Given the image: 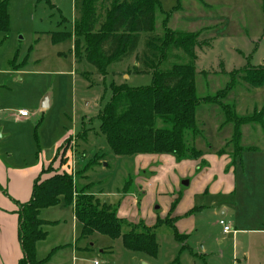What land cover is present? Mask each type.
Wrapping results in <instances>:
<instances>
[{"label":"rangeland","instance_id":"rangeland-1","mask_svg":"<svg viewBox=\"0 0 264 264\" xmlns=\"http://www.w3.org/2000/svg\"><path fill=\"white\" fill-rule=\"evenodd\" d=\"M8 1V26L0 29V130L13 138L2 143L4 158L6 150L13 153L12 163L35 162L40 152L51 156L64 139L54 167L59 164V171L73 177L75 191L84 189L112 206L127 222L123 234L140 224L152 227L170 215L184 214L193 205L202 207L184 217H190L192 224L187 234L178 231L182 238H176L167 225L156 228V258L128 250L122 238L96 233L76 242L80 225L73 220L72 210L62 214L59 207L47 208L42 216H53L50 219L60 224L43 227L49 237L39 243L38 258L67 245L65 252L50 259L52 264H226L234 258L239 264H264V232H260L264 231V87L254 88L243 80L244 68L264 65V0H159L169 15L170 29L200 33L195 65L199 98L224 92L231 85L221 98L222 105L200 102L196 109L199 135L193 140L187 133L189 145L205 156L233 144L235 123L227 119L223 105L235 106L238 116L252 120L240 127L241 144L257 150L242 153L248 179L243 172L237 178L236 213L243 223L235 222L236 234L223 233L220 220H227L222 215L226 208L218 211L220 204L228 206L233 198L201 192L207 170L196 164L198 159L179 160L168 154L119 157L108 147L99 114L110 101L111 84L147 87L153 76L126 74L136 65L135 56L108 65L105 75H100L84 54L78 57L77 34L71 40L55 41L63 33H73L83 0ZM101 1L103 19L111 0ZM164 18L156 14L155 34H163ZM83 44L82 39L80 51ZM142 49L143 41L137 52ZM15 59L17 65L24 64L15 68ZM45 98L48 108H42ZM21 109L29 117L17 123L13 116ZM234 150L241 155V149ZM68 161L74 173L66 170ZM86 165L90 167L85 172ZM186 181L188 185L183 184ZM234 207H228V216ZM203 247L208 256H201Z\"/></svg>","mask_w":264,"mask_h":264},{"label":"trees","instance_id":"trees-1","mask_svg":"<svg viewBox=\"0 0 264 264\" xmlns=\"http://www.w3.org/2000/svg\"><path fill=\"white\" fill-rule=\"evenodd\" d=\"M101 4V0H83L82 14L73 33H63L55 41L71 40L77 34L74 45L78 57L84 54L100 75H105L108 65L135 56L136 65L126 74L153 76L152 84L147 87L111 84L110 101L99 114L100 131L108 147L119 157L168 154L179 160L186 157L200 159L202 153L189 145L187 137V133H191L194 140L199 135L196 109L201 101L222 105V96L231 89L230 85L224 92L202 99L197 95L195 65L198 60L196 48L202 44L198 39L200 33L170 29L167 26L169 15L163 12L159 0H111L104 9L103 19L100 17ZM8 5V0H0V29H7ZM157 13L165 17L162 35L155 34ZM82 39L85 46L80 51ZM141 41L143 49L137 52ZM12 65L15 68L21 66L16 64V59ZM243 71L246 83L254 88L264 87V65L247 66ZM223 107L227 119L235 123L231 143L240 150V127L252 120L238 116L235 106ZM56 159L50 163L48 171L42 170L35 180L30 200L18 204V237L22 251L18 264H48L58 250L67 247L58 246L45 258L37 257V244L48 237L43 227L58 223L41 219L40 212L61 203L73 207L80 225L76 242L96 233L112 239L122 238L128 250L156 258L159 251L157 227L167 225L176 238H182L175 226L178 217L171 215L158 220L155 226L140 224L123 234L122 226L127 222L112 206L102 203L88 191H75L73 177L59 171V164L54 167ZM89 167L86 165L84 171ZM45 173L48 176L44 177ZM0 190L6 194L1 186Z\"/></svg>","mask_w":264,"mask_h":264},{"label":"crops","instance_id":"crops-1","mask_svg":"<svg viewBox=\"0 0 264 264\" xmlns=\"http://www.w3.org/2000/svg\"><path fill=\"white\" fill-rule=\"evenodd\" d=\"M136 64V63H135ZM23 110V109H21ZM19 110V111H21ZM19 111L16 113L15 116H13V119L17 123H21L22 121L27 120L28 117H21L19 115ZM3 130H1L0 134L3 135L2 138H0V186L3 190L6 191V194H4L0 190V264H18V260L22 256L21 251V245L18 237V204L26 203L30 200L33 190V184L36 179L40 176L41 171L49 165L51 162L54 161V159L57 158L58 149L63 143L64 139H62L59 143H57L55 151L52 153L51 156L48 155V153L40 152L38 157H35V162L29 161V162H23V163H12L11 157L13 156V153H8L5 150L6 159L3 156V149L4 145L2 144L6 139L13 138L12 133H5L2 134ZM248 134V133H247ZM233 137V136H232ZM246 138V140H248ZM243 136H241L240 139V145H241V155L238 156L235 154V148L234 144L227 143L226 147L224 149L218 150L216 153L213 150L212 154H207L198 159L196 161V164H202L205 166V170H207V173L205 175L201 192L203 194H212L214 195H229L232 201L229 202L228 200V206L226 203L220 204V208H218V211H220L221 208H226L222 215L224 217H227V220L225 221L232 229L233 234H236V225L235 222H238V224L243 223V218L238 215L237 212V204L235 197L237 196V178L241 176L242 172L245 175V179H248L246 174V164H242V155L248 154L254 150H257L255 146H244L242 145ZM233 145V150L229 151L231 149V146ZM228 149V153L222 152L226 151ZM243 153V154H242ZM58 162V160L56 159ZM238 173V174H237ZM240 173V174H239ZM239 175V176H238ZM234 201V202H233ZM212 205L217 206L215 203ZM232 205H235V207L230 213V216L227 214L230 212L228 207H232ZM218 206V207H219ZM59 210L64 214L63 212L67 209L72 210V216L73 220L75 219L74 216V210L71 206H65L63 203L59 204L58 206ZM206 207V205H205ZM49 209V208H48ZM48 209H44L40 212L41 219L49 222L57 221L58 223L55 225L60 224L59 220H51L48 216H42L43 212L47 211ZM202 207L198 205H193L190 210L186 211L184 214H173V217H178L177 222L175 223V226L177 230L183 231L184 234H187L186 231L189 228V226L192 224L190 223L191 218H184L186 217V213L190 212L192 214L194 211H201ZM188 216V215H187ZM48 217V218H46ZM242 219H241V218ZM55 219V218H53ZM249 220L248 218H245ZM221 221V220H220ZM49 226V225H47ZM234 227V228H233ZM264 232V231H260ZM224 233V232H223ZM228 234V233H227ZM259 234V233H258ZM49 237V236H48ZM47 237V239H48ZM46 239V240H47ZM45 240V241H46ZM42 241V242H45ZM40 243V242H39ZM37 244V257H38V245ZM235 242H233V245L235 246ZM58 247V246H57ZM56 248V247H54ZM76 249L77 247H68ZM67 250L66 248L60 249L57 253L54 254L53 258H56V254H60V252H65ZM74 252V251H73ZM213 254V252H210ZM201 256H208L209 252L205 251V248L203 247L201 251ZM222 259H225L223 255L219 256ZM233 257H236V255H233ZM52 258V259H53ZM238 259L234 258V261L227 262L226 264H239L237 263ZM48 264H52V260ZM250 264V263H249Z\"/></svg>","mask_w":264,"mask_h":264},{"label":"built area","instance_id":"built-area-1","mask_svg":"<svg viewBox=\"0 0 264 264\" xmlns=\"http://www.w3.org/2000/svg\"><path fill=\"white\" fill-rule=\"evenodd\" d=\"M19 115L21 116V117H29V113H28V111H26V110H21V111H19ZM67 165V167H66V170H68V172L69 173H74V169H73V163H72V161H68V163L66 164ZM64 166V165H63ZM65 167V166H64ZM63 168V167H62ZM220 225H222L223 226V232L225 233V234H227V233H231V232H233V230H232V228L224 221V220H221L220 221ZM95 264H98V262H95Z\"/></svg>","mask_w":264,"mask_h":264},{"label":"water","instance_id":"water-1","mask_svg":"<svg viewBox=\"0 0 264 264\" xmlns=\"http://www.w3.org/2000/svg\"><path fill=\"white\" fill-rule=\"evenodd\" d=\"M48 107H49L48 99L45 98L43 103H42V108H48ZM0 132H1V130H0ZM2 137H3V135L0 134V138H2ZM183 184L188 185V182L186 181Z\"/></svg>","mask_w":264,"mask_h":264}]
</instances>
